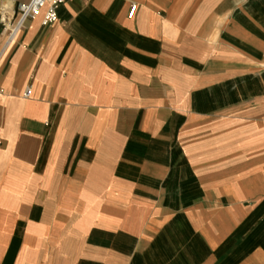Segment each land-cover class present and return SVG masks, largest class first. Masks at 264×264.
Returning a JSON list of instances; mask_svg holds the SVG:
<instances>
[{
  "label": "crops",
  "instance_id": "obj_1",
  "mask_svg": "<svg viewBox=\"0 0 264 264\" xmlns=\"http://www.w3.org/2000/svg\"><path fill=\"white\" fill-rule=\"evenodd\" d=\"M28 1L0 0V264H264V0L11 33Z\"/></svg>",
  "mask_w": 264,
  "mask_h": 264
},
{
  "label": "built area",
  "instance_id": "obj_2",
  "mask_svg": "<svg viewBox=\"0 0 264 264\" xmlns=\"http://www.w3.org/2000/svg\"><path fill=\"white\" fill-rule=\"evenodd\" d=\"M65 1L66 0H29L27 3L21 4L19 6V17L17 19V22L13 26L11 33H14V31L22 24V22L27 17L33 16L42 7H45L42 22L44 24L53 22L57 16V7L59 6V4ZM134 8L135 5H132L129 14H132ZM28 94L29 89L26 88L23 95L28 96Z\"/></svg>",
  "mask_w": 264,
  "mask_h": 264
},
{
  "label": "bare ground",
  "instance_id": "obj_3",
  "mask_svg": "<svg viewBox=\"0 0 264 264\" xmlns=\"http://www.w3.org/2000/svg\"><path fill=\"white\" fill-rule=\"evenodd\" d=\"M2 9V8H1Z\"/></svg>",
  "mask_w": 264,
  "mask_h": 264
}]
</instances>
